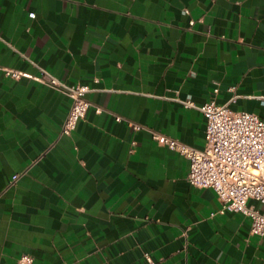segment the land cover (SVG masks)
<instances>
[{
    "label": "crops",
    "instance_id": "obj_1",
    "mask_svg": "<svg viewBox=\"0 0 264 264\" xmlns=\"http://www.w3.org/2000/svg\"><path fill=\"white\" fill-rule=\"evenodd\" d=\"M0 66L93 103L61 135L71 98L0 69V264H264L249 217L126 121L197 149L206 120L185 101L264 122V0H0Z\"/></svg>",
    "mask_w": 264,
    "mask_h": 264
},
{
    "label": "built area",
    "instance_id": "obj_2",
    "mask_svg": "<svg viewBox=\"0 0 264 264\" xmlns=\"http://www.w3.org/2000/svg\"><path fill=\"white\" fill-rule=\"evenodd\" d=\"M30 16L35 17V14L31 13ZM0 69L8 77L35 79L71 98V108L63 123L61 135L70 136L93 105L87 97L91 90L88 85H67L50 74H47L48 78H44L9 67L0 66ZM183 103L187 107L198 108L205 117V145L202 149L193 148L136 121H126L133 130H149L158 144L187 158L188 182L197 188H211L222 202L220 211L228 209L243 213L250 219V232L263 235L264 213L248 203L250 198L264 203L263 120L255 113L234 111L227 105L216 104L214 100H209L199 107L191 101ZM102 111L103 108L97 107V112ZM117 118L125 119L122 116ZM20 176L21 174H14L12 183L14 184ZM16 264L38 263L32 254L25 252L17 259ZM144 264L160 263L146 253Z\"/></svg>",
    "mask_w": 264,
    "mask_h": 264
}]
</instances>
